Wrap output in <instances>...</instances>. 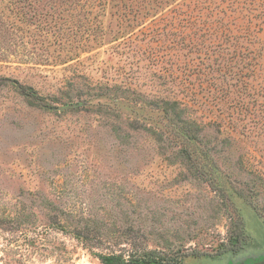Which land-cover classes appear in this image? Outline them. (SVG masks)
Returning a JSON list of instances; mask_svg holds the SVG:
<instances>
[{
    "label": "rangeland",
    "instance_id": "obj_1",
    "mask_svg": "<svg viewBox=\"0 0 264 264\" xmlns=\"http://www.w3.org/2000/svg\"><path fill=\"white\" fill-rule=\"evenodd\" d=\"M88 2L0 0V264H264V0Z\"/></svg>",
    "mask_w": 264,
    "mask_h": 264
},
{
    "label": "trees",
    "instance_id": "obj_2",
    "mask_svg": "<svg viewBox=\"0 0 264 264\" xmlns=\"http://www.w3.org/2000/svg\"><path fill=\"white\" fill-rule=\"evenodd\" d=\"M85 3L88 4V6L94 8V5L91 2H88V0H85ZM30 90H32L33 92L34 88L30 87ZM157 103L163 104L159 107V109L163 110L164 112H169V109L171 110L175 109L174 106L176 107L178 105V104L175 105V103H178V100L158 98ZM172 104H174V106ZM174 116H172L170 119L176 121V118ZM182 133L183 132L180 131V132H174L173 134L182 136L183 135ZM7 218H9V220H12L13 219L12 214H9ZM0 223H1L0 225L4 223L2 218H0ZM4 230L5 228L0 226V233H2ZM12 245L13 242L8 241L7 244L5 243V246L3 247V251L12 249ZM97 257L100 260L101 264H172L170 261L168 263L167 262L168 259L163 258L159 253L149 250L141 251L136 249L129 251L127 253H123V251L101 252L97 254Z\"/></svg>",
    "mask_w": 264,
    "mask_h": 264
}]
</instances>
